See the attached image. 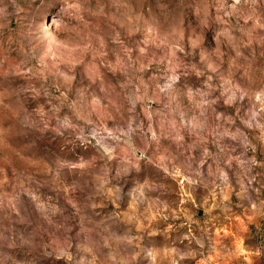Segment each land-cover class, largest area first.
Instances as JSON below:
<instances>
[{"label": "rangeland", "instance_id": "rangeland-1", "mask_svg": "<svg viewBox=\"0 0 264 264\" xmlns=\"http://www.w3.org/2000/svg\"><path fill=\"white\" fill-rule=\"evenodd\" d=\"M0 264H264V0H0Z\"/></svg>", "mask_w": 264, "mask_h": 264}]
</instances>
